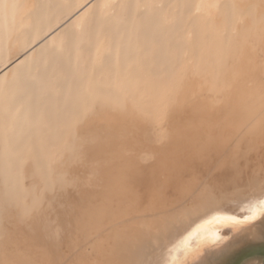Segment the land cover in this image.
I'll list each match as a JSON object with an SVG mask.
<instances>
[{
	"label": "bare ground",
	"instance_id": "6f19581e",
	"mask_svg": "<svg viewBox=\"0 0 264 264\" xmlns=\"http://www.w3.org/2000/svg\"><path fill=\"white\" fill-rule=\"evenodd\" d=\"M261 201L264 0H0V264H264Z\"/></svg>",
	"mask_w": 264,
	"mask_h": 264
},
{
	"label": "snow or ice",
	"instance_id": "6c2138e0",
	"mask_svg": "<svg viewBox=\"0 0 264 264\" xmlns=\"http://www.w3.org/2000/svg\"><path fill=\"white\" fill-rule=\"evenodd\" d=\"M258 212L264 213V201H261ZM255 218H256V212H254V214L252 216L248 217V219H255ZM217 219H228V220H233V221L239 223V221H236L235 217H224V218L217 217Z\"/></svg>",
	"mask_w": 264,
	"mask_h": 264
}]
</instances>
